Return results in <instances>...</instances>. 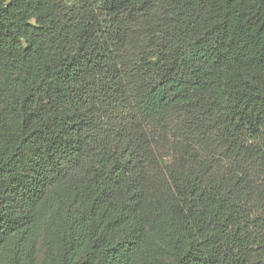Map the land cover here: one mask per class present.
<instances>
[{
	"label": "trees",
	"instance_id": "obj_1",
	"mask_svg": "<svg viewBox=\"0 0 264 264\" xmlns=\"http://www.w3.org/2000/svg\"><path fill=\"white\" fill-rule=\"evenodd\" d=\"M264 264V0H0V264Z\"/></svg>",
	"mask_w": 264,
	"mask_h": 264
},
{
	"label": "rangeland",
	"instance_id": "obj_2",
	"mask_svg": "<svg viewBox=\"0 0 264 264\" xmlns=\"http://www.w3.org/2000/svg\"><path fill=\"white\" fill-rule=\"evenodd\" d=\"M43 262H44V248L40 245L38 263L43 264Z\"/></svg>",
	"mask_w": 264,
	"mask_h": 264
}]
</instances>
